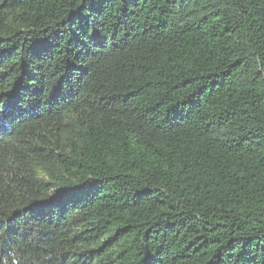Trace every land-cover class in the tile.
<instances>
[{"label": "trees", "instance_id": "trees-1", "mask_svg": "<svg viewBox=\"0 0 264 264\" xmlns=\"http://www.w3.org/2000/svg\"><path fill=\"white\" fill-rule=\"evenodd\" d=\"M0 264H264V0H0Z\"/></svg>", "mask_w": 264, "mask_h": 264}]
</instances>
